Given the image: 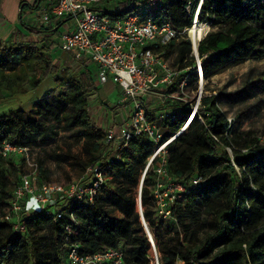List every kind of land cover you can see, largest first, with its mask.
<instances>
[{
	"label": "trees",
	"instance_id": "trees-1",
	"mask_svg": "<svg viewBox=\"0 0 264 264\" xmlns=\"http://www.w3.org/2000/svg\"><path fill=\"white\" fill-rule=\"evenodd\" d=\"M115 1L120 6L130 2ZM196 1L166 0L151 17L181 30L191 24L186 5ZM199 19L214 29L197 47L206 84L227 68L264 57L263 0H203ZM61 23L37 28L23 24L28 35L17 31L8 40H0V99L34 90L49 77L56 92L29 112L0 114V147L8 143L28 150L42 149L61 130H76L84 140L86 171L91 165L108 166L105 182L89 206L70 200L67 205L57 202L44 211L25 214L26 230L18 233L2 216L13 192L9 190V167L20 168L12 158L14 154L0 155V263L71 264L67 252L70 246L79 245L86 254L120 248L126 264H152L140 214L134 213V204L125 197L124 189L140 181L142 214L154 240L169 234L173 221L177 226L186 217L200 223L204 232L200 240L193 232L186 240L169 239L165 245L158 244L159 264H264V141L253 131L238 129L235 120L229 121L218 105L217 94H204L187 128L168 146L167 171L186 192L171 206L172 219L162 221L150 190L155 181V160L141 183L154 144L145 135L133 137L122 148H117L116 141L106 142V133L93 121L90 110L100 90L92 62L86 57H72V66L60 69L52 58ZM164 50L167 55L175 54V65L179 66L168 91L177 92V82L186 73L188 86L193 85L198 76L191 43L171 42ZM162 108L150 110L149 119L154 120ZM165 108L177 111L173 120L161 123L173 134L186 122L190 107L173 101ZM37 174L39 178L45 176L40 166ZM196 177L202 181L194 186ZM39 181L32 184L46 183ZM86 182L88 176L81 183ZM109 183L118 186L107 187ZM102 190L104 196L100 195ZM111 208L121 217L112 216ZM50 209L52 215L44 213ZM57 210L63 216L55 220L53 211Z\"/></svg>",
	"mask_w": 264,
	"mask_h": 264
},
{
	"label": "built area",
	"instance_id": "built-area-1",
	"mask_svg": "<svg viewBox=\"0 0 264 264\" xmlns=\"http://www.w3.org/2000/svg\"><path fill=\"white\" fill-rule=\"evenodd\" d=\"M165 1L130 0L120 6L115 0H38L36 11L45 27L49 23L56 25L63 22L57 37L59 49L76 59L88 58L98 67L97 79L100 84L110 79L118 86V105L129 107L130 114L125 127L120 128L118 132L113 127L107 129L106 142L116 141L117 148H122L123 144L133 137L145 135L154 144V151L148 158L141 183L145 172L155 160V181L150 189L151 196L157 215L162 221H169L172 219L171 206L181 199L186 191L167 171L168 146L187 128L197 113L201 96L196 98L194 106L185 99L188 73L177 82V92L168 91L179 70L174 69L164 47L171 42L188 40L192 48L191 56L195 61L194 71L202 83V59L198 55L197 47L209 32L210 26L199 19L203 0L186 5L185 10L191 17V24L181 30L174 29L167 21L157 22L151 17V13ZM109 2L113 4L108 5ZM149 97H157L159 100L152 105L146 100ZM173 101L189 105L190 114L180 130L166 136L162 132L164 126L161 123L175 118L177 111L165 108L167 102ZM160 106L163 108L155 113L154 120H150L149 111ZM199 119L202 121L200 116ZM228 120L232 121L231 118ZM26 151L27 148H17L8 143H3L0 147V155L3 157ZM107 168L91 165L86 171L88 182L69 185L44 183L34 187L30 175L25 174L13 189L9 206L2 219L12 222L13 230L22 233L26 230V220L23 217L25 214L44 211L47 206L57 202L67 205L70 200L89 206L105 182ZM201 181V177H196L192 185L196 186ZM137 205L150 243L151 263L159 264L155 240L142 214L141 187ZM44 213L52 215V210ZM53 215L54 219L58 220L63 216V212L53 211ZM124 257V251L120 248H108L94 254H86L80 251L79 245H72L67 252V259L71 264H126Z\"/></svg>",
	"mask_w": 264,
	"mask_h": 264
},
{
	"label": "rangeland",
	"instance_id": "rangeland-1",
	"mask_svg": "<svg viewBox=\"0 0 264 264\" xmlns=\"http://www.w3.org/2000/svg\"><path fill=\"white\" fill-rule=\"evenodd\" d=\"M117 1L119 2V0ZM24 14L22 15V20L27 24L34 22L37 24L41 23L37 12L34 10L33 12ZM212 30L214 29L209 27V31ZM167 57L174 69L178 70L179 66L175 65V54L169 53ZM55 63L60 69L72 66L70 61H65L64 63L55 61ZM184 93L185 99L193 106L199 95L201 96L200 101L202 102L204 94H217L218 105L225 116L231 118L232 121L235 120L238 129L253 131L254 135L261 142L264 141V57L249 59L236 66L227 68L213 76L208 84L204 80L201 83L197 79L193 85L185 89ZM98 96L99 99L96 98L91 101L90 110L92 116L94 117L93 110L95 102L100 103L99 100L101 99L107 101V105L104 106L110 108L111 112L114 113L115 105L120 98L119 91L99 90ZM146 100L149 101V104L155 105L159 99L157 97H149ZM32 103L31 100L27 99L20 101L15 96L4 97L0 99V114H8L20 109L29 112ZM162 132L166 136L169 134L166 129H162ZM83 147L84 140L79 137L76 130H61L58 136L50 141L45 148H33L26 152L12 155L20 171L15 170L11 166L9 167V190H13L19 178L25 174L30 175L32 182L34 180H40L39 182H46V184L57 183L69 185L84 181L88 176L86 173L88 159L83 152ZM65 156L69 158H65ZM38 166L44 172V177L39 178L37 174ZM116 186H118L116 183H109L107 185V187L113 188ZM140 186L139 181L136 185L128 186L124 189L125 197L134 204V213H139L137 200ZM100 195L104 196L105 192L102 190ZM141 209L142 211L144 210L143 205H141ZM109 211L112 216L121 217V213L117 209L111 208ZM194 222L189 217H186L184 222L176 226L173 221V224L170 225V233L161 234L160 240H155L157 249L158 244L165 245L169 239L186 240L190 238L193 232L197 234L198 240H200L204 232L201 230L200 223ZM185 227H188V229H185Z\"/></svg>",
	"mask_w": 264,
	"mask_h": 264
},
{
	"label": "crops",
	"instance_id": "crops-1",
	"mask_svg": "<svg viewBox=\"0 0 264 264\" xmlns=\"http://www.w3.org/2000/svg\"><path fill=\"white\" fill-rule=\"evenodd\" d=\"M38 0H0V40L6 41L10 38V36L14 32H21L23 35H28L29 31L23 26L29 25L30 27H41L44 26L41 23H26L22 20V15L24 13L35 12ZM23 3V4H22ZM113 4L109 2L108 5ZM27 7V8H26ZM26 8V9H25ZM26 10V11H25ZM61 23L60 25H62ZM59 25V27H60ZM55 27V24L49 23L46 27ZM54 37V36H53ZM55 39V38H54ZM57 39V38H56ZM58 43V42H57ZM52 58L54 61H60V63H64L65 61H70L73 57L67 52L59 49L56 45L52 49ZM95 67L96 73L95 77L97 79V69L98 67L91 63ZM100 90L104 91H112L118 90V86L115 85L110 79L104 84H99ZM55 83L53 78L49 77L44 80L39 87L34 90L28 91L25 94L15 95L18 97L20 101L23 99L31 100L33 103L31 105V109L38 103L43 102L44 100L51 99L55 96ZM101 99V98H100ZM100 103L94 104V117L92 116L93 121L105 132L108 128L113 127L116 132L120 130V128L125 127L126 121L129 117V107H120L118 103L115 105V112L112 113L110 108L104 106L107 105V101L99 100ZM104 101V102H102ZM120 109V110H117ZM24 111V109H20ZM25 112V111H24Z\"/></svg>",
	"mask_w": 264,
	"mask_h": 264
},
{
	"label": "bare ground",
	"instance_id": "bare-ground-1",
	"mask_svg": "<svg viewBox=\"0 0 264 264\" xmlns=\"http://www.w3.org/2000/svg\"><path fill=\"white\" fill-rule=\"evenodd\" d=\"M195 34L197 35V32H195Z\"/></svg>",
	"mask_w": 264,
	"mask_h": 264
}]
</instances>
